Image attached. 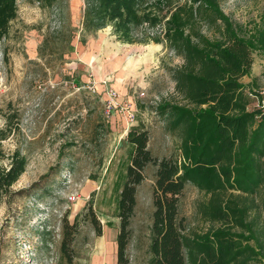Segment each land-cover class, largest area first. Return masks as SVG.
Instances as JSON below:
<instances>
[{
    "label": "rangeland",
    "instance_id": "obj_1",
    "mask_svg": "<svg viewBox=\"0 0 264 264\" xmlns=\"http://www.w3.org/2000/svg\"><path fill=\"white\" fill-rule=\"evenodd\" d=\"M84 1L18 0V17L0 41V127L12 128L2 149L6 154L20 150L27 157L12 190L29 191L0 208V264H117V201L131 151L128 130L145 125L149 148L158 158L181 153L179 135L166 129L154 107L164 99L183 102L173 78V70L185 63L183 56L161 42L123 43L112 26L86 36ZM214 1L240 35L260 36L264 0ZM193 23L212 39H219L226 26L208 8ZM161 32L162 27L144 26L137 38ZM241 81L255 104H261L264 46L254 53L251 75ZM155 172L149 164L138 187L128 264L150 260ZM209 197L195 185L186 186L179 202L186 234L233 225L206 218L201 206ZM227 198L245 210L249 227L234 231L248 235L253 229L250 243L259 254L251 264H264V185L254 194L230 191ZM87 204L101 224L100 236ZM77 214L71 262L61 242L65 222Z\"/></svg>",
    "mask_w": 264,
    "mask_h": 264
},
{
    "label": "trees",
    "instance_id": "obj_2",
    "mask_svg": "<svg viewBox=\"0 0 264 264\" xmlns=\"http://www.w3.org/2000/svg\"><path fill=\"white\" fill-rule=\"evenodd\" d=\"M181 1H84L82 31L86 36L112 26V34L123 43H165L185 60L173 70L183 102L164 99L154 107L155 113L165 119L166 129L179 135V157L154 156L145 125L128 130L126 140L131 151L117 201V264L129 263L127 249L132 238L136 195L149 164L156 166V172L148 264H251L259 254L250 243L253 229L248 235L234 231L248 225L244 221L245 210L227 196L230 191L254 194L264 185V108L262 103L253 104L241 81L251 75L254 53L264 46V28L259 37H245L214 0H184L180 4ZM207 8L226 23L219 39L201 34L194 26L193 21L202 17ZM18 13V0H0V41L9 34ZM144 26L153 30L162 27V32L153 37L143 35L140 40L137 33ZM11 131L12 128L0 127V208L7 200L29 194L27 189L12 190L28 161L20 150L6 154L2 149V142ZM189 184L210 195L201 206L206 218L233 225L202 235L186 234L179 217V202ZM86 207L93 215L97 235H102L91 205ZM79 215L73 222L68 219L63 227L61 248L68 261L74 255L72 243Z\"/></svg>",
    "mask_w": 264,
    "mask_h": 264
},
{
    "label": "crops",
    "instance_id": "obj_3",
    "mask_svg": "<svg viewBox=\"0 0 264 264\" xmlns=\"http://www.w3.org/2000/svg\"><path fill=\"white\" fill-rule=\"evenodd\" d=\"M257 98H258V97H257ZM260 98H262V102H264V94L261 95ZM252 101H253V104H255V101H254V100H252ZM117 235H118V233H116V237H115V238H116V242H117ZM107 247H108V246L105 245V249H107Z\"/></svg>",
    "mask_w": 264,
    "mask_h": 264
},
{
    "label": "built area",
    "instance_id": "obj_4",
    "mask_svg": "<svg viewBox=\"0 0 264 264\" xmlns=\"http://www.w3.org/2000/svg\"><path fill=\"white\" fill-rule=\"evenodd\" d=\"M262 107L264 108V102H262Z\"/></svg>",
    "mask_w": 264,
    "mask_h": 264
}]
</instances>
